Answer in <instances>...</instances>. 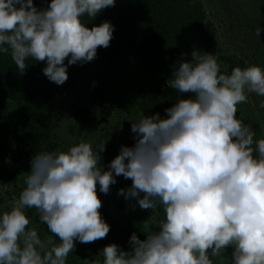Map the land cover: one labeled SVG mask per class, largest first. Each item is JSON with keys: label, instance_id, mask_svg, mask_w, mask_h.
I'll return each instance as SVG.
<instances>
[{"label": "clouds", "instance_id": "clouds-1", "mask_svg": "<svg viewBox=\"0 0 264 264\" xmlns=\"http://www.w3.org/2000/svg\"><path fill=\"white\" fill-rule=\"evenodd\" d=\"M115 3L51 0L38 9L33 0H0V53L10 54L20 74L29 58L46 62L43 74L63 85L70 65L93 61L113 38L110 21L89 28L81 18L95 19ZM262 31L257 27L255 35ZM186 55L168 84L180 98L164 117L132 122L135 143L122 145L108 170L99 164L105 143L33 155L19 198L0 215V264H66L76 241L106 238L110 226L99 211L97 185L108 194L117 176L132 181L119 195L136 199L142 210L162 209L166 218L155 231L145 224V239L133 232L130 250L106 245L102 264H214L220 257L225 264H264V138L254 139L252 126L237 118L249 94L264 97V68L237 66L229 74L217 54ZM32 208L52 234L46 240L28 227Z\"/></svg>", "mask_w": 264, "mask_h": 264}, {"label": "trees", "instance_id": "trees-1", "mask_svg": "<svg viewBox=\"0 0 264 264\" xmlns=\"http://www.w3.org/2000/svg\"><path fill=\"white\" fill-rule=\"evenodd\" d=\"M50 2L51 0H33L38 9L46 8ZM262 8L263 6L258 9L250 25L257 23L259 10L262 11ZM248 12L253 11L247 8V12L242 13V21L245 22L249 17ZM208 14L202 0H116L114 7L104 9L95 19L87 16L81 18L89 28L105 20L110 21L114 25L113 38L108 48L97 49V56L93 61L82 65L79 63L70 65L67 69L68 80L63 85L49 81L43 74L46 62H37L29 58L26 60L27 69L20 74L10 54L0 53V113L14 102L31 108L34 104L46 107L59 99H68L78 87L79 77L88 68L109 67L115 61H123L127 68L133 71L135 80L139 83L134 93V105L139 116L159 113L164 117L165 109L173 106L180 98L177 91L168 84L182 53L187 54L183 57L186 60L192 59L193 50L217 54L221 72L229 74L234 67H247L244 60L235 54L221 52L217 29L208 18ZM237 25L241 26V23ZM107 87L93 86L89 90V99L80 97L68 101V116L79 130L75 144L81 141L90 142L96 150L99 145L105 143V151L100 153L99 161L104 170H108L110 162L117 156L111 145L114 132L119 133L120 126L126 131L131 128L127 122L122 121L117 123L118 127L98 129V116L100 115V120L106 121L102 116L105 114L110 116L113 110L112 98L116 94H113L109 86ZM179 95L186 98L189 94ZM237 108H240L237 111V118L252 126L256 134L254 139L258 140L259 125L264 120V114L254 115L252 109L243 108L242 104ZM24 120L25 127L21 133L14 132L10 121L0 120V160H5L6 163L11 160L18 162L23 155L29 160L41 151L68 150L71 144L59 138L56 132L60 123L57 112L44 113L41 118L25 116ZM67 126L72 127L69 123ZM261 138H264V132ZM11 140L21 142L26 147L24 152L21 153L16 146L9 145L8 142ZM116 181L110 186L108 194L100 193L97 185V194L102 201L99 211L110 226L106 238L89 244L76 241L66 264H90L94 256H97L102 264L103 257L99 254L106 245L115 243L124 250H130L129 239L133 232H136L140 239H145L147 231L145 224L155 231L158 230L159 222L166 218L162 209L142 210L136 199L126 200L123 195H119L120 189L126 191L132 186L130 179L117 176ZM6 194L9 196V192ZM1 203H4V199L0 194ZM28 213L33 214V210L29 209ZM35 219V224H29L28 227H38L41 239L46 240L47 238H43L42 235L52 234L47 226H42L39 216ZM52 239L57 244L60 243L58 237L53 236Z\"/></svg>", "mask_w": 264, "mask_h": 264}, {"label": "rangeland", "instance_id": "rangeland-1", "mask_svg": "<svg viewBox=\"0 0 264 264\" xmlns=\"http://www.w3.org/2000/svg\"><path fill=\"white\" fill-rule=\"evenodd\" d=\"M202 1L206 7V11L209 13L208 18L217 29L221 52L224 54H235L238 58L244 60L247 66L249 64H257L264 68V31L261 32L259 38L255 35L257 27L264 29V0ZM261 6H263V8L262 11L259 10L257 23L250 25ZM246 7L253 12H248L249 17L244 22L242 21V13L245 11L247 12ZM237 23H241V26L237 25ZM248 25L250 28H248ZM135 77L133 71L128 69L123 61H115L111 63L109 67H90L79 77L78 87L72 92L69 98L67 97L68 99H59L46 107L43 105L39 107L38 104H34L31 108L22 106V103L14 102L0 113V120L10 121L14 132L21 133L25 127V116H29V118H41L44 113L57 112L60 123L56 132L59 138H63L66 143L71 144L68 147L69 149L71 146L75 145L79 130L73 120L68 116V101L80 97L89 99V90L93 86L101 88H108L107 86H109L113 94H116L112 98L113 110L110 112V116L106 114L102 116L106 121L100 120V115L98 116V129L100 130L104 127L112 129L113 127H118L117 123H122V121L127 122V124L131 126L132 122L141 118L134 105V93L139 84L138 81L136 82ZM102 82H104L103 85H101ZM262 100H264V97L251 93L249 94L248 102L243 103L242 107L252 109L254 115L259 116L260 113L264 114V109L259 107ZM96 112L97 111H95V113ZM68 123L71 124V128L67 126ZM119 128H121V130L119 133L114 132L111 143L112 149L117 152V155L122 145L132 146L135 143V133L131 131V128L128 131L122 129L121 126ZM259 129L258 137L260 139L261 136L263 137L264 120L261 121ZM12 141L13 140L9 141L8 144L13 147L16 146L18 151L23 153L26 147H24L21 142H18V140ZM31 159L32 157L29 160L25 159V155H23L22 159L18 162L11 160L6 163L5 160H0V194L4 199V203L0 204V215H2L4 211L10 210L11 203L19 198L21 191L25 187V177L31 170ZM6 192H9V196H7ZM30 210H33V214L28 213L29 209H26V214L30 219V224L34 225L35 218L39 215L35 208ZM41 224L42 226H47L43 222ZM36 229L39 234L38 227H36ZM50 236V234L42 235L43 238H48ZM232 251V247L229 249L227 248L224 256L230 259ZM94 259H97V256L91 259L90 264ZM214 259H216L214 264H225L222 257Z\"/></svg>", "mask_w": 264, "mask_h": 264}]
</instances>
